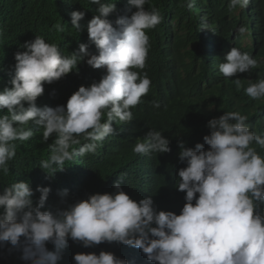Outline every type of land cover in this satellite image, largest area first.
<instances>
[{
    "label": "clouds",
    "instance_id": "9594fccd",
    "mask_svg": "<svg viewBox=\"0 0 264 264\" xmlns=\"http://www.w3.org/2000/svg\"><path fill=\"white\" fill-rule=\"evenodd\" d=\"M250 0H230L229 8H246ZM96 15L87 23V35L97 50L80 43L70 55H62L55 43L41 36L26 41L14 54L15 64L8 85L0 90V171H9L16 156L15 141L25 142L42 128V139L50 156L40 169L52 174L64 170L66 161L95 153L107 137L115 135L114 122H131L132 108L150 90L151 79L143 70L150 48L146 30L162 22L156 9L145 8L148 0H128L130 16L114 22L107 19L115 3L90 0ZM189 10L194 0H187ZM71 26L78 32L84 11L70 13ZM63 32L62 24L55 26ZM240 33L247 31L240 27ZM81 61L106 72L99 82L79 86L66 104L38 107L44 85L52 84L77 70ZM258 67L249 53L233 47L219 64L229 78ZM239 89L241 79L233 81ZM245 93L253 100L264 98V78L249 81ZM152 106L159 103L152 101ZM211 109V108H209ZM106 117V119H105ZM248 117L224 112L207 121L209 134L203 144L186 147L178 141L176 190L183 192L179 214L158 210L152 196L132 199L117 177L112 192L94 193L68 203V190L58 192L59 204L47 207L51 188H32L28 180H17L0 189V248L18 249L24 264H57L69 240L83 248L116 243L139 249L149 264H264V136L250 130ZM88 141L81 144V141ZM169 139L161 131L148 130L134 144L133 152H170ZM208 148L205 149L204 145ZM80 145L78 148L74 147ZM46 173V172H45ZM51 174V175H52ZM36 193H39L36 197ZM53 246L50 251L47 245ZM74 264H134L110 251L75 253Z\"/></svg>",
    "mask_w": 264,
    "mask_h": 264
},
{
    "label": "trees",
    "instance_id": "16d2710c",
    "mask_svg": "<svg viewBox=\"0 0 264 264\" xmlns=\"http://www.w3.org/2000/svg\"><path fill=\"white\" fill-rule=\"evenodd\" d=\"M105 2L115 3V12L107 17L112 22L135 11L128 0ZM186 3L187 0H148L145 4L149 11L156 8L163 19L155 28L146 30L150 48L145 69H133L147 72L152 83L148 94L131 109L132 121L114 122L116 134L100 142L94 154L66 161L64 170L54 174L50 169H40L41 162L50 156L49 145L54 137L44 142L43 129L34 128L32 139L15 141L16 156L9 162L7 173L0 171V189L17 180H28L34 190L38 185L48 186L51 192L46 206L55 207L61 190H68L66 200L72 203L90 194L114 191L113 183L120 177L124 181L122 189L132 199L152 196L158 210L179 214L185 194L175 186L180 180L178 170L186 164L178 160V141L193 148L196 143L203 144V136L209 134L207 121L233 111L246 115L250 130L264 136V98L253 100L244 91L249 81L264 78V0H250L246 8L235 9L229 8L230 0H194L191 10ZM96 8L90 0H0V90L11 79L14 54L23 51L19 46L35 36L57 44L62 55H70L80 43H87L89 51L97 54L87 35V23L97 14ZM77 10L85 12L80 32L71 26L70 13ZM59 24L64 26L63 32L57 31L55 26ZM240 27L247 31L240 33ZM233 47L252 55L258 67L233 77L223 76L219 64ZM104 75L103 68L93 69L81 61L76 71L45 84L36 104L64 105L79 86L88 87ZM237 78L241 79L239 89L233 82ZM152 101L159 107H153ZM0 115H7V111ZM148 130L161 131L170 141V152L134 153V144ZM86 142L82 140L81 144ZM253 146L264 155V150ZM47 247L54 250L51 244ZM10 248H0V264H24L20 251ZM101 250L134 264H149L139 249L116 243L83 248L71 240L57 264H74L75 253L98 254Z\"/></svg>",
    "mask_w": 264,
    "mask_h": 264
}]
</instances>
